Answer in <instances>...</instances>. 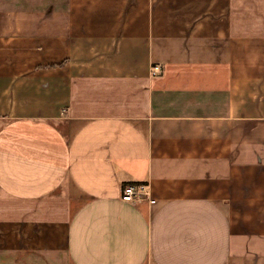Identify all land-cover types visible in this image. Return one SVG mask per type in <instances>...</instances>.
<instances>
[{
  "label": "crops",
  "instance_id": "crops-1",
  "mask_svg": "<svg viewBox=\"0 0 264 264\" xmlns=\"http://www.w3.org/2000/svg\"><path fill=\"white\" fill-rule=\"evenodd\" d=\"M0 264H264V0H0Z\"/></svg>",
  "mask_w": 264,
  "mask_h": 264
},
{
  "label": "built area",
  "instance_id": "built-area-1",
  "mask_svg": "<svg viewBox=\"0 0 264 264\" xmlns=\"http://www.w3.org/2000/svg\"><path fill=\"white\" fill-rule=\"evenodd\" d=\"M159 72L157 66H153L152 75H155ZM120 199L123 202H140L143 200H148L150 204H153L155 201L149 198L148 186L143 183H127L121 188Z\"/></svg>",
  "mask_w": 264,
  "mask_h": 264
},
{
  "label": "rangeland",
  "instance_id": "rangeland-1",
  "mask_svg": "<svg viewBox=\"0 0 264 264\" xmlns=\"http://www.w3.org/2000/svg\"><path fill=\"white\" fill-rule=\"evenodd\" d=\"M146 185V184H145Z\"/></svg>",
  "mask_w": 264,
  "mask_h": 264
}]
</instances>
